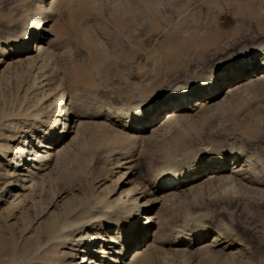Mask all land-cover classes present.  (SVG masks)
Instances as JSON below:
<instances>
[{
    "label": "bare ground",
    "instance_id": "obj_1",
    "mask_svg": "<svg viewBox=\"0 0 264 264\" xmlns=\"http://www.w3.org/2000/svg\"><path fill=\"white\" fill-rule=\"evenodd\" d=\"M82 1L20 0L10 8L14 13L19 9L7 21L13 28L0 37V66L6 63L0 70L5 76L0 79V209L7 203L3 211L13 218V210L23 205L21 234L32 238L25 252L38 260L44 256L47 264H140L155 261L159 254L171 258L221 243L232 248L235 240L222 238L208 213L175 224L167 216L204 187L217 192L264 191L259 174L264 164L243 141L227 136L211 147H184L188 133L208 122V113L264 83V37L236 51H218L201 69L178 77L158 94L150 95L142 88L128 103L115 106L94 101L91 110H84L78 84L90 79L86 68H70L63 75L61 94L53 91L42 74L61 55L56 43L64 25L72 24L68 12ZM65 14L67 23L63 22ZM56 16L60 23L54 20ZM4 81L12 83L8 99L1 92ZM156 135H160L164 164L155 167L143 185L127 188V173L138 165L132 164V155L118 141L138 147ZM85 147H93L90 150L95 154L107 150L108 162L96 172L84 170L83 180L73 187L77 193L65 187L54 190L65 156L73 152L75 157ZM111 174L117 178L107 185ZM47 189L51 197L44 201L41 195ZM59 198L63 201L60 208ZM156 204L168 214L160 209L153 216ZM49 205L56 207L55 212H49ZM210 237L212 243L205 244ZM68 246L67 254L62 250ZM65 257V262L59 261Z\"/></svg>",
    "mask_w": 264,
    "mask_h": 264
},
{
    "label": "rangeland",
    "instance_id": "obj_2",
    "mask_svg": "<svg viewBox=\"0 0 264 264\" xmlns=\"http://www.w3.org/2000/svg\"><path fill=\"white\" fill-rule=\"evenodd\" d=\"M18 1L0 0V37L7 36L13 28L7 21L19 12V9L15 13L10 11ZM70 12L72 24L64 25L60 42L56 43L62 56L52 59L42 74L50 80L53 91L61 94L65 87L63 75L70 68H86L90 79L78 84L84 110H91L96 101L115 106L128 103L131 95L142 88L150 95L158 94L178 77L187 76L193 69H201L218 51H236L240 45L250 46L264 37V0H85L74 3ZM54 20L60 23L59 16ZM67 21L65 14L63 22ZM216 34L220 36L216 37ZM5 66L6 63H2L0 70H4ZM1 78H5L4 74H0ZM4 82L1 92L9 98L12 83ZM247 89L232 97L229 103L208 113V122L188 133L184 147H211L232 136L248 144L264 164V83ZM88 104L92 105L91 108ZM159 136L138 147L123 143V140L118 141V146L127 151L126 154L132 155V164L138 165L132 173H127V188L143 185L145 177L148 178L155 167L164 164L166 157ZM90 149L94 151L93 147H85L75 157H72L73 152L65 156L59 169L61 173L57 172L60 173L57 174L60 180L53 187L54 190L65 187L77 193L73 187L83 180L84 170L92 169L93 173L108 162L110 153L107 150L102 148L107 153L100 151L97 155ZM259 171L261 178H264V171ZM116 178L117 174L107 176V180H110L106 184ZM229 190L217 192L216 189L204 187L195 196L182 200L167 219L175 224L184 218L208 213L222 238L232 237L235 240L232 248H226L225 243H221L195 248L192 252L171 258L159 254V259L140 264H264V191ZM64 196L66 194L62 198ZM1 197L6 198V193ZM50 197L49 189L41 195L47 201ZM172 202L176 203L175 200ZM61 205L63 201L58 202V207ZM49 206V212H55L56 207ZM2 207L4 210L7 203ZM160 209L165 215L168 214L160 204H156L152 215H157ZM3 210L0 209V245L10 243L0 247V264H47L44 256L40 255V261L38 256L25 252L26 248H31L32 238L21 234L23 205L17 211L13 210V218ZM154 226L151 230L153 233L157 228ZM210 239L212 237L205 244L212 243ZM14 242L18 248L12 250ZM238 247L241 251L230 255L229 252ZM68 248L70 246L62 251L68 254ZM57 250L61 255L60 247ZM12 254L15 256L13 259ZM67 259L65 257L59 261L65 262Z\"/></svg>",
    "mask_w": 264,
    "mask_h": 264
}]
</instances>
